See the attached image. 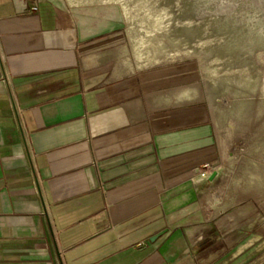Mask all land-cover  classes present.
Listing matches in <instances>:
<instances>
[{
	"label": "crops",
	"instance_id": "1",
	"mask_svg": "<svg viewBox=\"0 0 264 264\" xmlns=\"http://www.w3.org/2000/svg\"><path fill=\"white\" fill-rule=\"evenodd\" d=\"M117 29L0 0V264H212L238 244L207 107L173 71L128 73Z\"/></svg>",
	"mask_w": 264,
	"mask_h": 264
},
{
	"label": "rangeland",
	"instance_id": "2",
	"mask_svg": "<svg viewBox=\"0 0 264 264\" xmlns=\"http://www.w3.org/2000/svg\"><path fill=\"white\" fill-rule=\"evenodd\" d=\"M63 2L118 28L110 36L121 38L117 62L128 73L173 71L207 107L219 144L221 241L238 239L212 264H264V0Z\"/></svg>",
	"mask_w": 264,
	"mask_h": 264
},
{
	"label": "built area",
	"instance_id": "3",
	"mask_svg": "<svg viewBox=\"0 0 264 264\" xmlns=\"http://www.w3.org/2000/svg\"><path fill=\"white\" fill-rule=\"evenodd\" d=\"M207 176H208V172L207 171H201V172H199V177L200 178L205 179V178H207Z\"/></svg>",
	"mask_w": 264,
	"mask_h": 264
},
{
	"label": "water",
	"instance_id": "4",
	"mask_svg": "<svg viewBox=\"0 0 264 264\" xmlns=\"http://www.w3.org/2000/svg\"><path fill=\"white\" fill-rule=\"evenodd\" d=\"M212 177H213V174H212V176H211V178H210V179H212Z\"/></svg>",
	"mask_w": 264,
	"mask_h": 264
}]
</instances>
